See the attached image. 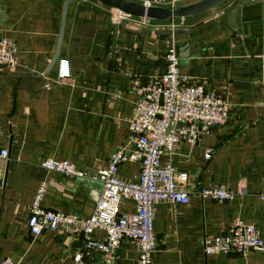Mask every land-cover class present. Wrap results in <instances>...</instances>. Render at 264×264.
Here are the masks:
<instances>
[{"label": "crops", "instance_id": "crops-1", "mask_svg": "<svg viewBox=\"0 0 264 264\" xmlns=\"http://www.w3.org/2000/svg\"><path fill=\"white\" fill-rule=\"evenodd\" d=\"M195 1L180 0V5ZM64 2L0 0V35L13 41L18 62L0 69V147L9 151L0 162V259L10 257L17 264L101 262L99 252L83 248L80 235L45 229L33 236L28 231L29 205L41 180L47 182L44 208L84 217L93 213L102 190L98 181L47 170L41 161L66 159L79 169L96 170L106 165L111 150L130 147L131 85L163 73L164 55L174 47L180 70L222 93L230 111L224 125L214 126L194 145L180 142L171 154H162V162L188 172L185 187L191 199L156 204L153 262L264 264V248L245 254L205 255L202 250L204 238L224 233L236 217L258 228L264 241V199L257 195L264 190V0H226L203 14L179 18L175 27L189 33L171 36L163 26L127 31L138 29L113 22L111 7L98 0H74L67 6L58 57L49 67ZM62 58L68 60L69 77L58 79ZM207 148L212 149L209 159L204 157ZM139 171V162L125 161L117 175L135 180ZM212 184L231 189L233 197L221 202L195 194ZM134 208L130 199L120 204L127 213ZM137 256V246L125 239L115 264H136Z\"/></svg>", "mask_w": 264, "mask_h": 264}, {"label": "built area", "instance_id": "built-area-1", "mask_svg": "<svg viewBox=\"0 0 264 264\" xmlns=\"http://www.w3.org/2000/svg\"><path fill=\"white\" fill-rule=\"evenodd\" d=\"M145 7L164 6L175 8L180 0H140ZM110 16L116 24L133 29L158 28L163 23L152 24L147 16H134L111 8ZM174 29V18L164 25ZM165 70L149 78L145 83L134 81L131 92L135 105L127 128L131 134L130 147L110 151L107 163L96 170H82L66 159L44 158L41 165L47 170L68 177L89 178L102 185L93 213L84 217L75 212H64L44 208L41 205L47 182L41 180L29 205L26 220L28 231L38 236L45 229L55 233L80 235L83 248L101 254L99 264H115L119 258V247L127 239L137 246L136 264H155L153 252L157 238L153 230L155 206L161 201L187 204L191 192L186 188L189 180L186 170H179L169 162H162L164 153L171 154L180 142L194 145L200 136L209 134L214 126L224 125L229 117L230 104L222 93L207 88L204 83L193 81L191 76L180 70V57L176 48L170 47L164 55ZM57 78L69 77L67 59H59ZM16 47L13 41L0 35V69L17 65ZM49 86L48 83L45 84ZM1 134V129H0ZM207 148L204 157H211ZM7 147H0V162L7 160ZM125 161L139 162L137 179L123 180L118 177L119 165ZM244 189L240 190L243 193ZM195 194L203 199L211 197L226 201L234 192L223 185L212 184L200 187ZM264 199V190L258 192ZM135 203L133 212L120 210L123 200ZM102 230V237L96 231ZM260 231L253 224L236 217L222 234L204 238L202 250L205 255L224 252L245 254L249 249H263ZM82 253L75 254L80 261ZM0 264H17L12 258L0 259Z\"/></svg>", "mask_w": 264, "mask_h": 264}, {"label": "water", "instance_id": "water-1", "mask_svg": "<svg viewBox=\"0 0 264 264\" xmlns=\"http://www.w3.org/2000/svg\"><path fill=\"white\" fill-rule=\"evenodd\" d=\"M72 1H74V0H65V2L63 4L58 46H57L55 56H54L49 67H51L54 64L55 60L58 57L59 47L61 45L62 36H63V29H64L67 6ZM98 1L104 5L111 7V8H115L119 11H122V12L127 13V14H131L134 16H144L145 15L151 19L167 20V19H171V18H181L182 19L185 17L197 16V15L203 14V13L213 9L214 7L220 5L221 3H223L226 0H197V1L192 2V3L177 5L173 9L168 8V7H164V6L145 7L140 2L133 1V0H98ZM235 9H236V6H234L231 9L230 13L228 14V17L231 18L230 23H229L230 25H232V23H233L232 18H233ZM116 29H117V27L115 26V30ZM126 30L132 31V32L133 31L142 32L145 29L131 30V29L126 28ZM172 32L181 33V34H188L189 30H179L177 27H175L174 29H171V30L169 29L166 31V33L170 36L172 35ZM188 46H189V42L182 49H180V48L179 49L184 51ZM181 56H186V55H181Z\"/></svg>", "mask_w": 264, "mask_h": 264}, {"label": "rangeland", "instance_id": "rangeland-1", "mask_svg": "<svg viewBox=\"0 0 264 264\" xmlns=\"http://www.w3.org/2000/svg\"><path fill=\"white\" fill-rule=\"evenodd\" d=\"M169 22V19L167 20H156V19H152L151 23L152 24H159V23H163V28H165V24ZM175 22L176 23H181V20L179 18H175Z\"/></svg>", "mask_w": 264, "mask_h": 264}]
</instances>
